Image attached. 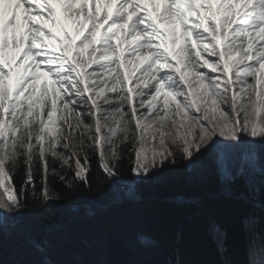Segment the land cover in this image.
I'll return each mask as SVG.
<instances>
[{"label": "snow or ice", "instance_id": "obj_1", "mask_svg": "<svg viewBox=\"0 0 264 264\" xmlns=\"http://www.w3.org/2000/svg\"><path fill=\"white\" fill-rule=\"evenodd\" d=\"M208 163L215 210L252 209L239 249L220 221L142 236L131 254L102 229L38 238L24 223L54 219L62 189L127 179L135 199L178 164L203 179ZM0 264H264V0H0Z\"/></svg>", "mask_w": 264, "mask_h": 264}, {"label": "trees", "instance_id": "obj_2", "mask_svg": "<svg viewBox=\"0 0 264 264\" xmlns=\"http://www.w3.org/2000/svg\"><path fill=\"white\" fill-rule=\"evenodd\" d=\"M177 173L173 177L154 178L140 185L137 196L143 200L138 202L126 196L125 188L132 183L127 179L120 186L102 193L62 189L64 202L56 206L54 219H45L43 211L26 212L24 223L38 238H51L70 227L82 231L102 229L108 234L107 247L110 251L131 254L143 248L142 236L164 242L177 228L195 230L203 235L209 222L220 221L233 231L237 248H241V221L252 211L250 205L242 202L229 214H220L208 195L215 190L213 176L205 175L203 182L189 185L186 181L189 172L180 168ZM123 175H128L126 168ZM176 198H183V202H178ZM194 198H198L196 203L185 202ZM255 212L260 215L259 208ZM260 227L258 224L257 230ZM112 258L121 257L115 255Z\"/></svg>", "mask_w": 264, "mask_h": 264}, {"label": "rangeland", "instance_id": "obj_3", "mask_svg": "<svg viewBox=\"0 0 264 264\" xmlns=\"http://www.w3.org/2000/svg\"><path fill=\"white\" fill-rule=\"evenodd\" d=\"M99 7H100V10H101V13H103V11H104V10H102L103 6L100 5ZM158 7L162 8L163 5L161 4ZM154 18H155V14H154ZM160 25L162 26V29H167L169 27V25L167 23H160ZM85 27H87V26H85ZM67 29L73 35L74 38H77L76 37V32L74 30V26L72 25L71 21H67ZM177 33H179V27L178 26H177ZM57 35H61L62 36V32H60L58 29H57ZM120 42L121 41H117V43H120ZM126 47H127L126 45L124 47H122L121 48V52H124ZM126 69L129 72V74H130V78L133 81H135L136 77L139 75V72H137L135 70V66L134 65H126ZM180 168H183V167L180 164H178L177 166H174L173 168H171L170 170L166 171L161 176L156 177L155 179L162 178V177L164 178L167 175L170 176V177H173L174 174H176V175L178 174L177 171H179ZM205 175L212 176L210 163L205 165ZM186 181L188 182L189 185H194L195 183L203 182V179L196 178V177L191 176L190 174H187L186 175Z\"/></svg>", "mask_w": 264, "mask_h": 264}, {"label": "water", "instance_id": "obj_4", "mask_svg": "<svg viewBox=\"0 0 264 264\" xmlns=\"http://www.w3.org/2000/svg\"><path fill=\"white\" fill-rule=\"evenodd\" d=\"M169 200V199H168ZM178 201H181V199H178Z\"/></svg>", "mask_w": 264, "mask_h": 264}, {"label": "bare ground", "instance_id": "obj_5", "mask_svg": "<svg viewBox=\"0 0 264 264\" xmlns=\"http://www.w3.org/2000/svg\"><path fill=\"white\" fill-rule=\"evenodd\" d=\"M111 9H112V7L109 10H111Z\"/></svg>", "mask_w": 264, "mask_h": 264}]
</instances>
